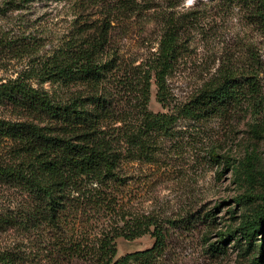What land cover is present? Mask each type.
<instances>
[{"label": "trees", "instance_id": "16d2710c", "mask_svg": "<svg viewBox=\"0 0 264 264\" xmlns=\"http://www.w3.org/2000/svg\"><path fill=\"white\" fill-rule=\"evenodd\" d=\"M211 1L245 8L248 22L264 29V0ZM85 2L101 8V16L79 24L25 77L82 86L86 91H73L63 99L24 79L0 82V107H10L18 118H0V200H7L0 202V264H159L168 249L167 231L158 220L127 214L118 207L114 193L127 184L124 165L152 160L158 138L169 135L179 118L154 113L148 104L154 80L158 101L170 105L169 79L187 48L192 18L161 11L158 48L133 68L119 60L112 47L113 23L152 9V0H145L148 5L138 0ZM177 6L179 2L171 3L168 9ZM235 65L220 61L214 75L179 114L193 120L205 118L225 111L229 102L243 100L244 84L252 77L242 72L241 82L233 84L241 74ZM117 73H123L124 78H118ZM111 78L139 94L138 123L114 107L107 86ZM118 122L122 124L113 127ZM211 157L215 162L225 158L216 150L211 151ZM252 197L264 201L263 194H244L235 202L239 205ZM103 212L115 213L124 225L92 237L81 227L82 218L89 222ZM238 232L249 248L254 246L258 235L264 233V208L257 219L242 223ZM146 233L155 237L151 248L117 257L116 238L134 239ZM230 239L229 233L222 234L220 243ZM209 251L221 254V247L211 245ZM260 251L264 255L263 243Z\"/></svg>", "mask_w": 264, "mask_h": 264}, {"label": "rangeland", "instance_id": "374dc122", "mask_svg": "<svg viewBox=\"0 0 264 264\" xmlns=\"http://www.w3.org/2000/svg\"><path fill=\"white\" fill-rule=\"evenodd\" d=\"M85 1L0 0V82L24 79L63 99L73 91H86L82 86L25 77L79 24L101 16V8ZM138 1L145 4V0ZM178 2L175 9H168ZM150 5L152 9L113 23L112 47L124 64L136 68L157 50L163 24L161 11L185 14L192 18L194 27L188 30L187 48L169 79L170 105L165 107L158 101L154 80L148 104L154 113L179 118L169 135L158 138L152 160H133L124 165L127 184L114 193L118 207L127 214L153 216L166 229L168 249L159 264H264L260 251L264 233L249 248L238 232L242 223L259 217L264 201L252 197L239 205L235 202L244 194L264 195V29L248 22L245 8L225 7L211 0H152ZM190 12L196 13L191 16ZM222 60L235 62L241 73L233 84L241 82L242 72L252 77L244 84L246 97L229 102L225 111L205 118L193 120L179 114ZM116 75L124 78L123 73ZM113 79L107 86L114 107L138 123L139 94ZM0 118L18 119L10 107H0ZM212 150L225 158L215 162ZM87 221L83 217L81 227L92 237L124 225L112 212ZM225 233L231 239L223 245L220 238ZM115 243L117 257H122L151 248L155 237L152 233L134 239L118 237ZM211 245L220 246L221 254H212Z\"/></svg>", "mask_w": 264, "mask_h": 264}]
</instances>
